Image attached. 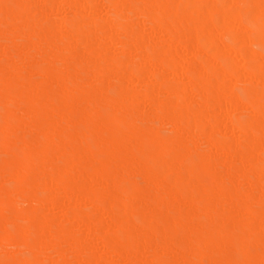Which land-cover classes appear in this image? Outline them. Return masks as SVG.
Instances as JSON below:
<instances>
[{"label": "bare ground", "instance_id": "6f19581e", "mask_svg": "<svg viewBox=\"0 0 264 264\" xmlns=\"http://www.w3.org/2000/svg\"><path fill=\"white\" fill-rule=\"evenodd\" d=\"M0 264H264V0H0Z\"/></svg>", "mask_w": 264, "mask_h": 264}, {"label": "rangeland", "instance_id": "374dc122", "mask_svg": "<svg viewBox=\"0 0 264 264\" xmlns=\"http://www.w3.org/2000/svg\"><path fill=\"white\" fill-rule=\"evenodd\" d=\"M131 26H132V27H139V26H141V24L132 23ZM155 41H158V38H155ZM132 56H133V58H134L135 60H137V58H136L134 55H132ZM260 86H262V85H260ZM196 146H197L198 148H205V144L202 143V142L197 143ZM51 211H52L53 213H57V211H56L55 209H50V210H48V212H51Z\"/></svg>", "mask_w": 264, "mask_h": 264}]
</instances>
